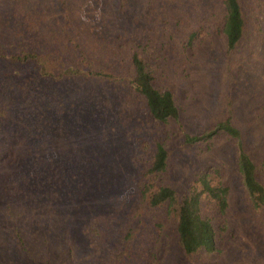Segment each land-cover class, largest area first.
Returning a JSON list of instances; mask_svg holds the SVG:
<instances>
[{"label": "rangeland", "instance_id": "374dc122", "mask_svg": "<svg viewBox=\"0 0 264 264\" xmlns=\"http://www.w3.org/2000/svg\"><path fill=\"white\" fill-rule=\"evenodd\" d=\"M242 3L247 33L229 56L220 0H0L7 52L62 54L68 32L93 68L125 74L131 52L144 50L154 85L170 89L180 111L155 121L126 79L17 76L27 78V91L8 90L13 104L0 123V264H264V212L252 205L238 169L242 150L264 185V0ZM257 3L261 34L251 21ZM7 68L0 61V73ZM226 118L238 138L219 131L185 141ZM158 143L170 154L166 170L151 175L154 186L182 194L206 170L229 187L224 212L201 203L215 232L211 253L187 257L172 214L156 207L144 212L132 250L119 257Z\"/></svg>", "mask_w": 264, "mask_h": 264}, {"label": "trees", "instance_id": "16d2710c", "mask_svg": "<svg viewBox=\"0 0 264 264\" xmlns=\"http://www.w3.org/2000/svg\"><path fill=\"white\" fill-rule=\"evenodd\" d=\"M220 2L224 10L222 31L226 41V53L231 56L242 38L246 36L247 17L242 0H220ZM62 7V23L65 31L69 26V19L64 2ZM257 8V13L252 15L251 21L255 29L254 34L257 32L261 34L262 24L258 19V14H260L258 3ZM66 37L68 47L62 54L27 48H17L12 52H7L0 43V61L8 65V68L0 73V123L7 118L13 104L8 90L27 91V78L24 82L16 78L26 74L44 80L87 78L109 84H118L126 79L130 85H134L135 91L145 98L146 109L155 121L166 122L179 116L180 111L173 92L168 88L161 90L154 85L153 72L145 60L144 50L141 55L136 51L131 52L129 69L122 74L93 68L92 61L88 58L81 41L69 35L68 32H66ZM191 39L192 37H189V42ZM219 131L236 138L240 135L239 129L232 124L229 118H226L208 132L200 135H186L185 141L198 142ZM169 154L167 147L160 143L156 144L152 160L143 174L140 188L141 201L124 235L119 257L129 254L132 250L138 232L142 228L141 217L144 212L156 207H167L172 214L178 243L187 257L199 252L211 253L215 250L213 226L209 219L201 216L200 207L202 201L208 199L220 212H224L228 205L229 187L215 182L206 170L202 171L197 181L182 194L168 184L154 186L151 182V175H158L166 170ZM238 169L252 205L264 212V185L259 180L257 164L242 150L238 155Z\"/></svg>", "mask_w": 264, "mask_h": 264}]
</instances>
